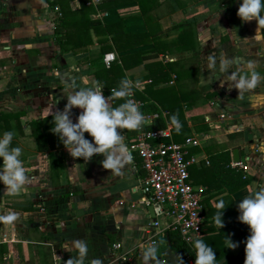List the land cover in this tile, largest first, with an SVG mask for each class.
I'll use <instances>...</instances> for the list:
<instances>
[{
  "label": "crops",
  "instance_id": "0c3cea01",
  "mask_svg": "<svg viewBox=\"0 0 264 264\" xmlns=\"http://www.w3.org/2000/svg\"><path fill=\"white\" fill-rule=\"evenodd\" d=\"M98 2L0 0V113L16 114L6 123L0 118V136L5 131L15 133L12 146L22 149L20 159L28 177L18 195L9 194L0 182V216L16 214L11 223L0 220V264H65L77 254L64 250L74 239L88 244L84 264L94 258H101L103 264H144L143 252L153 245L159 246L160 264H168L162 250L170 218L156 213L143 193L138 156L133 152V162L117 174L103 168L102 154L88 161L74 159L51 131V113L64 109L69 91L98 81L94 72L100 75L98 67L112 61L124 63L123 76L135 85L130 98L140 105L144 128H152L149 125L158 116L165 121L163 127L171 126L165 120L167 110L153 98L134 96V92L146 95L147 62L161 65L157 75L167 72V79L153 87L167 88L169 102L182 106L179 120L187 128L184 136L195 139L187 148L195 158L191 167L207 165L209 153L221 150L228 151L230 162L235 161L231 151L237 149V160L246 168L230 166L240 168L248 180L231 192L206 190L204 183L189 174L191 182L204 187L202 211L215 207L221 195L228 198L225 204L238 206L240 199L264 186V82L242 97L235 88L229 90L230 73L247 72L248 62H255L264 76V36L255 19L245 22L237 16L242 0H125L97 7ZM82 3L91 8L82 9ZM62 9L67 22L71 16L75 24L67 29V40L65 27L54 30L60 25ZM89 19H119L124 30L146 34L138 44L116 49L108 34L89 26ZM84 23L87 27H81ZM104 36L110 47L100 52ZM109 51L115 57L105 66L102 55ZM221 54L234 61L228 72L219 70ZM121 55H126L122 62ZM209 55L217 58L214 70L207 67ZM167 61L170 64L163 65ZM117 88L111 86L104 93L110 103L111 90ZM147 102L154 111L141 108ZM81 111L72 109L74 123ZM134 132L122 130L127 146ZM85 137L93 139L88 133ZM222 219L221 229L203 212L201 236L228 228L230 217L223 214ZM206 221H211V230ZM231 240L238 244L235 249L227 247V240L220 249L238 251L240 240ZM113 242L119 243L118 248H112Z\"/></svg>",
  "mask_w": 264,
  "mask_h": 264
},
{
  "label": "clouds",
  "instance_id": "9594fccd",
  "mask_svg": "<svg viewBox=\"0 0 264 264\" xmlns=\"http://www.w3.org/2000/svg\"><path fill=\"white\" fill-rule=\"evenodd\" d=\"M264 0H242L237 16L242 21L256 20L257 25H264ZM209 69H215L217 58L209 55L207 57ZM234 61L227 58L224 54L219 57V70L228 72ZM247 72L237 69L230 73L232 84L229 90L235 88L238 96L249 90L255 89L260 83L264 82V76L256 70L255 62L247 63ZM134 83L123 78L119 82L118 88L111 90V97L121 99L124 102L116 107L110 103L109 96L103 93L104 86L95 81L91 84L86 82L85 86L74 87L69 91L67 103L64 109L53 111V127L51 131L58 135L60 141L75 158L90 160L95 154H102L104 159L101 164L104 169L111 170L117 174H122V169L133 162V156L124 142L125 138L122 130H139L145 117L140 110V105L135 103L130 97L133 93ZM79 108L82 111L76 118V122L70 118L72 109ZM171 123L179 133L182 124L178 114L171 116ZM119 130V131H118ZM88 133L93 139L90 141L85 137ZM15 136L13 131H5L0 136V158L3 160L0 166V182H3L5 190L11 195L20 194L21 190L28 181L26 168L20 157L22 149L13 147L12 140ZM227 206L223 199L216 204V212L213 216L214 224L224 227L223 211ZM238 220L249 226L250 235L246 238L244 264H264V186L258 191L249 193L238 203ZM16 219V214L11 213L0 216V220L11 223ZM227 247L235 249L238 244L227 236ZM195 251V264H217L216 252L213 248L201 239L190 241ZM158 245L149 246L143 252L144 264H160L157 257ZM64 250L71 253L76 251V255H71L65 264H84L88 256L89 248L86 240L74 239L65 244ZM91 264H103L101 258H94Z\"/></svg>",
  "mask_w": 264,
  "mask_h": 264
},
{
  "label": "trees",
  "instance_id": "16d2710c",
  "mask_svg": "<svg viewBox=\"0 0 264 264\" xmlns=\"http://www.w3.org/2000/svg\"><path fill=\"white\" fill-rule=\"evenodd\" d=\"M121 1L125 0H100L97 4V7H103V6H109ZM91 8V6L84 5L82 3L81 8ZM60 25L54 26V30L56 29H62V27H65L66 32V40L67 35H69L70 29L72 26L75 27V24L73 23V20H71V16H69V21L67 22V16H65L63 9L60 12ZM264 14V13H262ZM87 23H89V26L93 28L94 31L97 32H105L109 35V37L112 40L113 46L116 47V49L121 48H128L132 47L135 44H138L139 42L144 40V34L141 32H131L123 29V24L119 19L109 22H100L97 19H89L87 20ZM87 25L84 23L81 25V27ZM67 27V28H66ZM80 27V26H79ZM80 27V29H82ZM260 33L264 36V25H259ZM69 31H68V30ZM106 37H102L101 45H100V52L108 50L110 47L109 44L106 42ZM137 52H134L133 54H136ZM130 55V54H129ZM126 55H121L120 59L122 62L123 57ZM170 62H165L163 65H169ZM124 63L122 62L121 65H119L116 61H112L107 67H98V75L96 72H94V77L104 86L103 93H108V89L111 86H118L121 79L124 78L123 76V67ZM146 66L148 68V73L146 76L149 77V82L145 83L144 85V91L146 95H138L136 92H134V96L146 100L147 98H153L157 103L160 104L161 107L165 108L166 115L165 120L166 122L171 123V116L173 114H178L179 118L182 117V111H181V104L179 102H172L170 103V92L167 90V88H154L153 85L157 83L160 80H166L168 75L166 71H162L160 75H157V72H160L162 69H159L161 66L157 61H150L146 63ZM124 101L121 99H116L111 97V105L113 107L118 106L119 104L123 103ZM144 110H150L154 111L155 107L151 102H147L144 106L141 107ZM12 115L15 116L16 114L11 113H0V118H2V121L4 123L7 122V119L10 118ZM165 125V121L161 117H156L153 119L152 124L149 125L152 128H159L163 127ZM171 136L173 140H181V138L185 135L184 133L187 131V128L185 126H182V129L179 133L176 132L175 126L171 123L170 126ZM132 132V131H131ZM209 160L207 165H201L198 168L189 167V174L193 176V179L197 182H202L206 186V190H217L216 192H222L226 191V193L231 192L232 190L236 189L237 187L243 185L245 182H247L248 177L244 174V172L236 167V166H230V157L227 150H221L216 151L213 153H209L208 155ZM198 176V179H197ZM227 200L228 198L225 197V195H221L217 198V202L220 200ZM216 202V203H217ZM227 207L224 209L223 214H227L231 219V224L228 228L219 231L215 234L205 235V236H199L194 238L192 241L196 239H201L208 245H210L213 250L216 252V261L217 264H244L245 259V241L246 238L250 235V229L249 226L245 223H242L238 220V207L234 206L237 204L234 203H226ZM204 212V216L207 214H210L213 218L216 208L213 207L212 209H207L202 211V214ZM203 222L202 220L201 228H203ZM206 228L211 230L213 228V225L211 221H206ZM203 232V229H202ZM166 238L169 242V246L172 250H174L177 254L178 263L177 264H195V251L191 245V243L184 242L181 237L179 236V233L175 228H168L165 230ZM227 236H230V238L237 237L240 242L241 246L235 253H232L229 250H221L219 245L226 241L228 239Z\"/></svg>",
  "mask_w": 264,
  "mask_h": 264
},
{
  "label": "built area",
  "instance_id": "2783aa9c",
  "mask_svg": "<svg viewBox=\"0 0 264 264\" xmlns=\"http://www.w3.org/2000/svg\"><path fill=\"white\" fill-rule=\"evenodd\" d=\"M98 1L85 0L87 3ZM114 57V52H105L102 55L103 64L107 66ZM151 115L155 116L156 113L152 112ZM193 143L195 139L190 135L180 141L173 140L167 126H142L135 130L134 138L128 145L131 154L134 152L138 156L143 170L140 178L143 193L154 205L156 213L170 218L169 228H175L186 243L202 235L201 199L204 187L191 182L188 170L195 158L187 148ZM230 164L246 168L240 160L231 161ZM111 246L118 248L119 243L113 242Z\"/></svg>",
  "mask_w": 264,
  "mask_h": 264
},
{
  "label": "water",
  "instance_id": "95a60500",
  "mask_svg": "<svg viewBox=\"0 0 264 264\" xmlns=\"http://www.w3.org/2000/svg\"><path fill=\"white\" fill-rule=\"evenodd\" d=\"M231 157L233 160H237L238 159V155H237V149L233 148L231 151ZM151 205L148 207L149 211L151 212ZM162 256L164 258V260L168 263V264H177L178 263V259H177V254L174 250H172L169 246V242H166V247L162 250Z\"/></svg>",
  "mask_w": 264,
  "mask_h": 264
}]
</instances>
